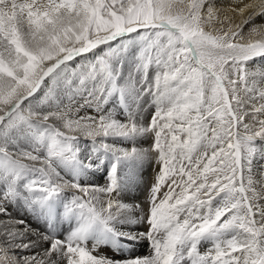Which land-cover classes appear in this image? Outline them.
<instances>
[{
    "label": "snow or ice",
    "instance_id": "1",
    "mask_svg": "<svg viewBox=\"0 0 264 264\" xmlns=\"http://www.w3.org/2000/svg\"><path fill=\"white\" fill-rule=\"evenodd\" d=\"M0 264H264V0H0Z\"/></svg>",
    "mask_w": 264,
    "mask_h": 264
},
{
    "label": "bare ground",
    "instance_id": "2",
    "mask_svg": "<svg viewBox=\"0 0 264 264\" xmlns=\"http://www.w3.org/2000/svg\"><path fill=\"white\" fill-rule=\"evenodd\" d=\"M257 23H260V22L258 21ZM143 176H144V178H143V181L141 183V187L139 189H133L131 192H129L127 194L129 196V198H138L141 201H143L145 199L147 192H148V187L151 184L152 177H153L152 168H150V167L145 168ZM96 179H100L102 181V176H100L98 174ZM144 245H145V248L147 249L148 247H147L146 243ZM148 251H149V249H148ZM137 252L138 253L140 252V254H147V252H144V250L143 251L137 250Z\"/></svg>",
    "mask_w": 264,
    "mask_h": 264
},
{
    "label": "rangeland",
    "instance_id": "3",
    "mask_svg": "<svg viewBox=\"0 0 264 264\" xmlns=\"http://www.w3.org/2000/svg\"><path fill=\"white\" fill-rule=\"evenodd\" d=\"M137 250H138V251H140V250L143 251V250H144V252H147V251H148V248L146 249V248H145V245L137 246V247L135 248V250H134V251H135V254H140V252L138 253Z\"/></svg>",
    "mask_w": 264,
    "mask_h": 264
}]
</instances>
